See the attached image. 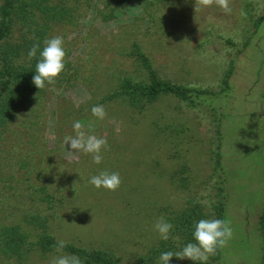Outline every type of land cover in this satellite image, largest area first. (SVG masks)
Masks as SVG:
<instances>
[{"label": "rangeland", "instance_id": "374dc122", "mask_svg": "<svg viewBox=\"0 0 264 264\" xmlns=\"http://www.w3.org/2000/svg\"><path fill=\"white\" fill-rule=\"evenodd\" d=\"M66 2L76 8L75 19L54 25L48 39L63 37V72L74 80L51 86L32 108L17 109V124L1 143L0 219L17 222L31 208L21 196L8 197L10 184L21 190L50 182L62 188L50 216L57 240L108 249L123 263L143 264L140 257L149 256L161 240L154 229L157 219H166L187 197L205 194L210 174L205 117L170 96L140 111L121 101L95 103L122 74L134 70L128 51L136 41L158 72L174 81L215 85L233 60L232 93L221 100L232 114L225 121L222 152L230 174L226 222L233 236L221 260L211 264H256L264 205V20L259 21L264 0H229L230 14L215 3L195 9V0ZM94 105L104 106V119L92 114ZM174 117L187 126L174 140L176 147L168 133L155 129V122L163 128ZM77 120L87 134L107 139L100 164L64 144L65 136L75 135ZM13 148L11 157L6 150ZM101 171L118 172L119 188L91 185L90 178ZM61 254L31 250L24 258H2L0 264H50ZM190 261L173 256L169 264Z\"/></svg>", "mask_w": 264, "mask_h": 264}, {"label": "trees", "instance_id": "16d2710c", "mask_svg": "<svg viewBox=\"0 0 264 264\" xmlns=\"http://www.w3.org/2000/svg\"><path fill=\"white\" fill-rule=\"evenodd\" d=\"M75 15L76 8L67 5L66 0H0V152L3 150L1 143L9 132V127L17 124V109L32 108L46 93L48 95L51 86L74 80L71 75L65 77V71H62L54 83L49 84L46 81L42 89H38L32 82L44 41L48 39L52 27L73 22ZM263 20L264 14L259 21ZM36 43L40 47L36 56L29 59L28 52ZM128 56L135 65L134 70L122 74L110 90L95 101L96 104L121 101L130 109L140 111L146 104L162 96H170L182 103L187 110L201 114L209 125L210 174L204 185L205 194L201 197H187L181 208L170 211L165 219L173 225L169 239H161L151 248L149 256L139 259L143 264H156V259L161 253H175L187 243H195L194 225L199 220L223 219L226 222L230 174L224 165L222 150L225 121L232 114L221 100L229 99L232 93L231 76L234 72V62L229 61L215 85H207L190 80L174 81L164 77L158 72L142 45L136 41L131 43ZM261 97L263 104L260 116L264 118V89ZM155 129L157 132L161 130L168 133L170 142L176 147L174 140L187 130V126L186 122L180 123L174 117L169 118L163 128L155 122ZM177 151L176 149L174 153ZM6 152L13 157L15 148L13 152L9 149ZM22 161L26 164V159ZM7 177L13 180L14 173H8ZM2 179L1 173L0 180ZM1 188L0 194H3L4 187ZM10 188L13 191L8 197L21 196L31 202V208L23 210L17 222L0 219V259L24 258L31 250L57 252L59 240L50 232V216L58 204L57 195L62 188H57L50 182L37 183L36 186L27 184L21 190L13 188L10 184ZM258 230L261 240L256 264H264V205L258 215ZM223 251L224 247H218L216 254L210 255L204 264L219 262ZM62 253L78 256L82 264H126L108 249L87 248L70 242H65ZM190 264L194 262L190 261Z\"/></svg>", "mask_w": 264, "mask_h": 264}, {"label": "clouds", "instance_id": "9594fccd", "mask_svg": "<svg viewBox=\"0 0 264 264\" xmlns=\"http://www.w3.org/2000/svg\"><path fill=\"white\" fill-rule=\"evenodd\" d=\"M215 3L226 14H230L232 9L229 6V0H195V9L197 7H210ZM63 37L54 36L44 41L43 50L40 52V59L35 67V75L32 82L38 88L45 87V82L54 83L55 79L64 70V57L66 55L63 47ZM38 43L33 44L28 52L31 59L36 56ZM91 112L99 119H104L106 111L103 105H94ZM74 136H65L64 144L69 146L72 152H83L91 154L92 161L95 164L102 162L103 156L101 150L107 148V139L89 135L84 131V125L79 121L73 123ZM89 183L96 188H105L109 191H115L121 184L118 172L101 171L98 175L90 178ZM173 225L167 222L163 217L157 219L154 229L159 233L163 240L169 239L170 230ZM233 230L230 222L223 219H201L194 225L193 238L195 243L189 242L177 252L167 251L161 253L159 264H169L170 259L175 256L180 260L188 259L194 264H204L210 255H215L218 247H224L232 238ZM176 239H179L176 237ZM65 247L64 241L57 242V252L62 253ZM50 264H82L80 258L73 254H61L54 256Z\"/></svg>", "mask_w": 264, "mask_h": 264}]
</instances>
